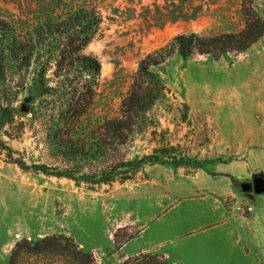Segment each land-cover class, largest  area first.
Returning <instances> with one entry per match:
<instances>
[{
	"label": "rangeland",
	"instance_id": "1",
	"mask_svg": "<svg viewBox=\"0 0 264 264\" xmlns=\"http://www.w3.org/2000/svg\"><path fill=\"white\" fill-rule=\"evenodd\" d=\"M241 1L0 0V19L21 24L46 16L67 20L79 6L101 16L97 32L79 50L99 61L98 73L52 52L66 34L45 29L29 66L7 62L14 122L1 135L11 150L0 149V264H81L70 244L91 257L89 264H168L158 254L138 251L147 236L137 234L176 202L171 195L180 196L182 183L200 171L216 175L223 164L247 169L251 176L241 181L264 175V0H251L263 32L244 50L218 56L193 51L186 58L174 51L149 67L163 94L147 108L128 112L125 104L133 91L141 97L146 86L154 88L151 79L138 76V63L173 36L245 29ZM122 117H133V131L123 144H109L104 123ZM66 145L84 154L67 159ZM8 153L27 165L95 175L92 182L111 161L151 153L162 160L142 165L131 179L77 183L23 170Z\"/></svg>",
	"mask_w": 264,
	"mask_h": 264
},
{
	"label": "trees",
	"instance_id": "2",
	"mask_svg": "<svg viewBox=\"0 0 264 264\" xmlns=\"http://www.w3.org/2000/svg\"><path fill=\"white\" fill-rule=\"evenodd\" d=\"M185 1L186 0H181V2ZM241 9L245 17V29L237 33H224L212 37L200 36L194 32L179 33L173 36L164 47L142 58L138 63L137 74L139 77H144L147 83H150L148 78L151 79L154 88L146 86V92L141 97L136 95L134 91L129 94L125 100V104L128 105L127 111L129 112L130 108H134V110L147 108L163 94V86L160 80L149 71V67L161 63L172 52H178L182 58H186L193 51L206 53L211 56H218L228 51H241L248 47L253 40L262 34L263 23L257 15L253 14L251 0H242ZM71 10L72 12L68 15L67 20L61 19L60 21L54 19V16H46L27 24L0 19V149L11 150L1 139V135L8 132L7 129H4L5 126H12L14 122V107L11 104V99H7L6 97V94H9L10 89L13 88V86L6 83L8 76L7 62L12 58L16 62H19L18 65L14 64L16 68L22 69L21 67L23 66H29L36 49L38 36L43 32V29L50 33L66 34V40L60 45L53 47L52 52L58 51L61 56L67 54L71 59L69 64L71 65L73 60L77 61L85 72H99V61L93 56L79 54V50L86 45L97 32L99 23L101 22V16L95 14L93 10H89L82 6L78 8L75 7ZM164 19H167V17ZM48 64L49 61L45 60L40 67L42 69L40 76L43 79H45ZM14 86H22V83L19 84L17 82ZM48 88L51 89V87ZM137 88H140V86H137ZM132 118L133 117H122L105 121L103 130L109 138L113 139L109 144L115 141L119 144H123L126 141L128 135L133 131ZM8 154L12 162L16 163L23 170L32 169L35 172L48 175L67 177L73 179L77 183L80 181L92 182L90 178L95 176L88 173H81L76 176L71 168L51 167L43 163H32L31 165H27L22 159L13 158L10 153ZM81 154H84V150L81 147L66 145L63 151V155L67 159L70 158L69 156ZM161 154L160 156H164V153L161 152ZM160 160H162V158L159 157V155L151 153L133 159H118V161H111L110 165L108 164L102 169L99 177L92 183H110L116 179L122 181L131 179L132 176L140 170L142 165ZM176 163H179V161H176ZM70 247H72L74 255L81 256V264H89L91 262V257L88 254L81 253L73 244H70Z\"/></svg>",
	"mask_w": 264,
	"mask_h": 264
},
{
	"label": "crops",
	"instance_id": "3",
	"mask_svg": "<svg viewBox=\"0 0 264 264\" xmlns=\"http://www.w3.org/2000/svg\"><path fill=\"white\" fill-rule=\"evenodd\" d=\"M215 171L197 172L181 184L180 196L171 195L176 202L138 231V238L147 236L138 251L168 264H264V192L239 191L236 182L251 176L241 166L223 164ZM236 200L250 201L253 212L236 213L229 203Z\"/></svg>",
	"mask_w": 264,
	"mask_h": 264
},
{
	"label": "water",
	"instance_id": "4",
	"mask_svg": "<svg viewBox=\"0 0 264 264\" xmlns=\"http://www.w3.org/2000/svg\"><path fill=\"white\" fill-rule=\"evenodd\" d=\"M28 106L23 104L21 106L22 111H26ZM240 190L242 192H250L259 194L264 192V175H255L251 181L244 180L240 182Z\"/></svg>",
	"mask_w": 264,
	"mask_h": 264
},
{
	"label": "built area",
	"instance_id": "5",
	"mask_svg": "<svg viewBox=\"0 0 264 264\" xmlns=\"http://www.w3.org/2000/svg\"><path fill=\"white\" fill-rule=\"evenodd\" d=\"M231 208L239 214H249L254 210L253 204L248 200L229 201Z\"/></svg>",
	"mask_w": 264,
	"mask_h": 264
}]
</instances>
